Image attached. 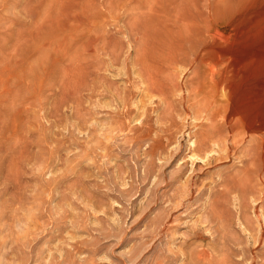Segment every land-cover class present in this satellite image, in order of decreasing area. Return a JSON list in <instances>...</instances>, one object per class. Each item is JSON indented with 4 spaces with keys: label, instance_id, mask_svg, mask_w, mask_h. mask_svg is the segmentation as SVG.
Returning <instances> with one entry per match:
<instances>
[{
    "label": "rangeland",
    "instance_id": "obj_1",
    "mask_svg": "<svg viewBox=\"0 0 264 264\" xmlns=\"http://www.w3.org/2000/svg\"><path fill=\"white\" fill-rule=\"evenodd\" d=\"M67 5L0 0V264H264L242 190L217 183L249 149L208 174L192 152L195 58L248 73L264 0Z\"/></svg>",
    "mask_w": 264,
    "mask_h": 264
},
{
    "label": "bare ground",
    "instance_id": "obj_2",
    "mask_svg": "<svg viewBox=\"0 0 264 264\" xmlns=\"http://www.w3.org/2000/svg\"><path fill=\"white\" fill-rule=\"evenodd\" d=\"M71 1L73 0H41L43 16L54 18L56 14L65 10ZM260 52L252 54L253 56H250L252 58L245 62L248 68L246 69L248 73L245 74L240 73L243 66L239 68L224 65L220 59L210 61L209 52L195 58L199 66H209L210 75L208 78H202L194 88V97L201 112L206 115L205 120L208 123L202 125L205 129L199 135L200 140L193 146L192 152L203 156L194 161L196 165L204 161L205 170L202 174H208L211 170L223 166L225 163L223 160L230 161L236 154L249 149L248 159L243 160L241 166H237V172L230 175L234 177H227L228 173L220 177L217 183L222 186L221 192L224 197L225 193L232 194L229 193L231 189L242 190H239L242 195L238 198L239 213L246 222H249V212H254L259 223V238L264 240V224L261 223L264 213V48ZM212 142L217 143L218 151L212 148L210 145ZM249 196L255 198L256 205L250 204ZM224 197L222 200L226 199ZM214 202H217L216 197ZM226 202L230 203L228 200Z\"/></svg>",
    "mask_w": 264,
    "mask_h": 264
}]
</instances>
